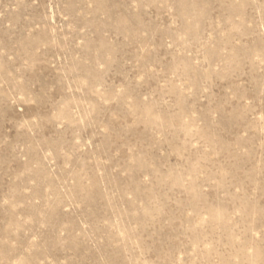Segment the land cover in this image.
Returning a JSON list of instances; mask_svg holds the SVG:
<instances>
[{
    "label": "rangeland",
    "instance_id": "rangeland-1",
    "mask_svg": "<svg viewBox=\"0 0 264 264\" xmlns=\"http://www.w3.org/2000/svg\"><path fill=\"white\" fill-rule=\"evenodd\" d=\"M0 264H264V0H0Z\"/></svg>",
    "mask_w": 264,
    "mask_h": 264
}]
</instances>
